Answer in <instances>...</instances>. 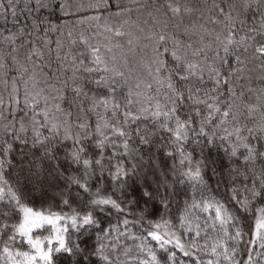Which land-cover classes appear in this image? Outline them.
Returning a JSON list of instances; mask_svg holds the SVG:
<instances>
[{
    "label": "snow or ice",
    "instance_id": "1",
    "mask_svg": "<svg viewBox=\"0 0 264 264\" xmlns=\"http://www.w3.org/2000/svg\"><path fill=\"white\" fill-rule=\"evenodd\" d=\"M0 264H264V0H0Z\"/></svg>",
    "mask_w": 264,
    "mask_h": 264
}]
</instances>
